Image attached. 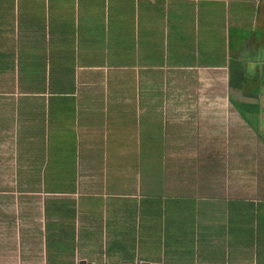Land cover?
<instances>
[{
	"label": "crops",
	"instance_id": "obj_1",
	"mask_svg": "<svg viewBox=\"0 0 264 264\" xmlns=\"http://www.w3.org/2000/svg\"><path fill=\"white\" fill-rule=\"evenodd\" d=\"M146 263L264 264V0H0V264Z\"/></svg>",
	"mask_w": 264,
	"mask_h": 264
},
{
	"label": "trees",
	"instance_id": "obj_2",
	"mask_svg": "<svg viewBox=\"0 0 264 264\" xmlns=\"http://www.w3.org/2000/svg\"><path fill=\"white\" fill-rule=\"evenodd\" d=\"M231 84H234V83H232V79H231V82H230ZM232 86V85H231ZM186 192V191H185ZM186 220H188V218L187 217H184L183 219H182V221L181 222H187ZM189 221V220H188ZM74 224H75V222H74V215H72V217H71V221L69 222L68 221V219L66 218V220H64L63 221V230H62V232L61 233H59V226H58V224L56 225L55 224V222H53L52 223V227H53V229H54V227L56 226V232H52V233H54V234H56L57 236H63V237H65V240H66V242L68 243V235L70 236V238H69V242H70V244H72L73 243V239H74ZM182 224H185V223H182ZM48 225H50V223L48 224ZM51 226V225H50ZM52 227L51 228H49L48 229V233H49V236L51 237V230H52ZM53 239V238H52ZM69 244V243H68ZM57 245H59L58 243H57ZM57 249H58V247H57Z\"/></svg>",
	"mask_w": 264,
	"mask_h": 264
},
{
	"label": "rangeland",
	"instance_id": "obj_3",
	"mask_svg": "<svg viewBox=\"0 0 264 264\" xmlns=\"http://www.w3.org/2000/svg\"><path fill=\"white\" fill-rule=\"evenodd\" d=\"M46 187H49L48 183L46 184Z\"/></svg>",
	"mask_w": 264,
	"mask_h": 264
},
{
	"label": "water",
	"instance_id": "obj_4",
	"mask_svg": "<svg viewBox=\"0 0 264 264\" xmlns=\"http://www.w3.org/2000/svg\"><path fill=\"white\" fill-rule=\"evenodd\" d=\"M146 264H148V263H146Z\"/></svg>",
	"mask_w": 264,
	"mask_h": 264
}]
</instances>
